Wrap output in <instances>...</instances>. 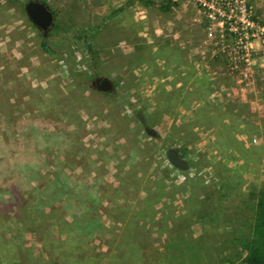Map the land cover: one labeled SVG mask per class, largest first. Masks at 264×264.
Listing matches in <instances>:
<instances>
[{"label": "rangeland", "instance_id": "obj_1", "mask_svg": "<svg viewBox=\"0 0 264 264\" xmlns=\"http://www.w3.org/2000/svg\"><path fill=\"white\" fill-rule=\"evenodd\" d=\"M29 1L53 12L46 35ZM163 1L178 6L0 0V264H230L264 185V46L240 80L207 10ZM247 3L264 27V0Z\"/></svg>", "mask_w": 264, "mask_h": 264}, {"label": "built area", "instance_id": "obj_2", "mask_svg": "<svg viewBox=\"0 0 264 264\" xmlns=\"http://www.w3.org/2000/svg\"><path fill=\"white\" fill-rule=\"evenodd\" d=\"M196 2L207 10L210 42L218 54L225 57L230 74L232 76L240 74V80L250 81L254 65V52L250 46L255 38H259L264 46V27L256 24L247 0H196ZM215 23L219 26L214 30Z\"/></svg>", "mask_w": 264, "mask_h": 264}, {"label": "trees", "instance_id": "obj_3", "mask_svg": "<svg viewBox=\"0 0 264 264\" xmlns=\"http://www.w3.org/2000/svg\"><path fill=\"white\" fill-rule=\"evenodd\" d=\"M127 4L140 6L147 10L152 9L164 14L170 13L173 7L177 6L174 2L163 0L161 2L156 0H127ZM115 14L116 12H114ZM44 47L47 50L46 45ZM94 58L91 59L94 61ZM174 151L178 153L180 158L183 157L181 154L179 155V150ZM238 210L236 220L241 225L240 239L237 247L234 246V243L228 246V248L236 247L235 249H237L236 254L232 255L233 258L229 259L230 264H264V185L258 190L249 192L246 201L240 205ZM248 212H251L252 215L246 216ZM196 252L188 256L190 264H198L200 257ZM182 253L185 254V252ZM175 259L176 256L174 255L166 257L167 262H172Z\"/></svg>", "mask_w": 264, "mask_h": 264}, {"label": "water", "instance_id": "obj_4", "mask_svg": "<svg viewBox=\"0 0 264 264\" xmlns=\"http://www.w3.org/2000/svg\"><path fill=\"white\" fill-rule=\"evenodd\" d=\"M26 14L30 21L39 29L49 30L54 26V15L50 7L40 1H29L25 6ZM92 89L95 91L110 94L115 91L114 82L107 76H98L91 83ZM169 160L179 170H187L188 164L181 159L176 151L169 153Z\"/></svg>", "mask_w": 264, "mask_h": 264}, {"label": "flooded vegetation", "instance_id": "obj_5", "mask_svg": "<svg viewBox=\"0 0 264 264\" xmlns=\"http://www.w3.org/2000/svg\"><path fill=\"white\" fill-rule=\"evenodd\" d=\"M52 13H53V12H52ZM40 30H42L43 35H46V33H47V31H48V30L45 31V30H43V29H40ZM49 30H50V29H49Z\"/></svg>", "mask_w": 264, "mask_h": 264}, {"label": "crops", "instance_id": "obj_6", "mask_svg": "<svg viewBox=\"0 0 264 264\" xmlns=\"http://www.w3.org/2000/svg\"><path fill=\"white\" fill-rule=\"evenodd\" d=\"M177 6H178V4H177ZM177 6H176V7H177Z\"/></svg>", "mask_w": 264, "mask_h": 264}]
</instances>
